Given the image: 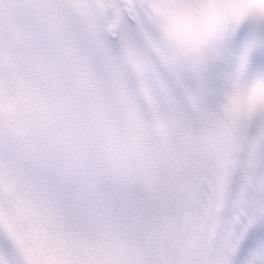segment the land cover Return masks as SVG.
Wrapping results in <instances>:
<instances>
[{
	"label": "snow or ice",
	"instance_id": "1",
	"mask_svg": "<svg viewBox=\"0 0 264 264\" xmlns=\"http://www.w3.org/2000/svg\"><path fill=\"white\" fill-rule=\"evenodd\" d=\"M238 255L264 264V0H0V264Z\"/></svg>",
	"mask_w": 264,
	"mask_h": 264
}]
</instances>
